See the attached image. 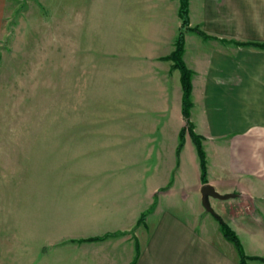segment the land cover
Masks as SVG:
<instances>
[{
  "label": "crops",
  "instance_id": "crops-1",
  "mask_svg": "<svg viewBox=\"0 0 264 264\" xmlns=\"http://www.w3.org/2000/svg\"><path fill=\"white\" fill-rule=\"evenodd\" d=\"M146 1L154 15L152 10L161 0ZM162 2L176 7L178 15L179 0ZM256 3L264 0H189L190 26L200 27L212 38L185 33L184 60L194 71L191 119L203 136L207 156L213 158L208 182L222 194H238L220 205L227 211L230 207L235 215L240 210L248 213L252 206L256 211L264 201V50L234 44L264 42V34L242 25L245 20L255 27L244 14H248V4ZM14 4L15 0H0V35ZM177 23L179 33L180 18ZM168 37L170 50L165 54L153 50L146 63L144 86L155 80L162 93H154L156 87L147 85L145 93L153 91L157 97L147 94L144 98L152 115L137 119L139 131L131 130L136 133L133 147H121V136L111 133L127 129L104 126L93 132L106 133L105 141L100 140L101 134L98 144L91 140L92 144L76 145L82 148L77 159L83 177L78 184L73 181L74 155H65V164H60L63 169L55 167L58 149L66 152L73 147L67 140L34 143L38 150L33 156H43L49 167L42 173L45 184L36 173L32 180V172H19L20 167L7 174L11 185H0V264H239L237 251L235 256L233 247L216 235V226L210 223L213 229L203 228L205 208L198 201L186 214L180 206L160 201L181 191V185L187 198L201 196L202 202L203 185L189 134L177 154L186 121L180 71L162 59L174 49L176 38ZM151 42L153 46L161 43L157 34ZM143 141L149 143L150 152ZM25 177L32 182L25 184ZM143 183L148 187L145 190ZM155 200V208L139 224ZM228 219L240 234V224Z\"/></svg>",
  "mask_w": 264,
  "mask_h": 264
},
{
  "label": "rangeland",
  "instance_id": "rangeland-1",
  "mask_svg": "<svg viewBox=\"0 0 264 264\" xmlns=\"http://www.w3.org/2000/svg\"><path fill=\"white\" fill-rule=\"evenodd\" d=\"M146 2L15 0V4L11 5L9 17L4 20L3 34L0 35L2 187L12 182L7 174L17 172L18 167L19 172H32V180L36 173L42 184L46 183L47 178L42 173L49 170L47 162L43 156H33L38 150L33 147L34 143L40 140H67L73 143V147L66 152V149L59 148L54 156L55 167L61 170L63 167L60 169V164H65V155H74V184L81 182L83 177L81 161L77 159L82 148L76 145L92 144L91 140L98 144L101 134V141L107 139L106 133L93 130L104 129V126L109 129L117 125L121 129H127L126 132H111L121 136V147L129 149L135 145L133 136L136 133L131 130L139 131L137 119L147 117V113L152 115L145 96L162 93L160 83L155 80L146 83L156 87L154 93H145L147 85L144 86L143 79L147 80L146 63L150 61L153 50L160 54L170 50V45H166L168 36H178L176 25L179 18L176 7L165 5L161 0L152 10L154 15H150L151 7L147 10ZM247 6L250 9L244 16L249 17L250 23L251 20L254 21L255 27L245 20L242 25L245 29L264 34V3ZM152 34L158 35L157 43L161 42L160 45L153 46ZM159 68L161 72L162 66ZM139 74L142 75L138 76ZM172 83L173 78L171 89ZM154 97L156 98L157 94H154ZM196 118L201 119L198 116ZM160 119L162 120L161 116ZM137 133L146 135L145 132ZM143 142L150 152L149 143ZM6 145L14 147L6 148ZM140 147L137 150H140ZM153 156L155 159L156 154ZM212 159L207 156V178ZM31 168L34 170H30ZM30 180V177L23 179L25 184ZM142 188L145 190L148 187L143 183ZM179 189L181 191L160 198L161 204L178 205L183 214L194 210L193 203L197 204V201L204 208L201 196H198V199L193 196L187 198L188 195L182 190L183 186L180 185ZM143 199H146V196H143ZM226 201L211 197L214 213L204 209L203 228L213 229L209 224H214L218 231L216 235L233 247L236 256L235 247L221 233L217 219V216H220L236 232L247 254H259L264 257V201L258 204L256 211L252 206L248 213L240 210L236 215L231 212L230 207L228 211L221 208L220 205ZM246 216L249 217L248 221ZM228 218L240 224V234ZM249 264L264 262L251 260Z\"/></svg>",
  "mask_w": 264,
  "mask_h": 264
},
{
  "label": "trees",
  "instance_id": "trees-1",
  "mask_svg": "<svg viewBox=\"0 0 264 264\" xmlns=\"http://www.w3.org/2000/svg\"><path fill=\"white\" fill-rule=\"evenodd\" d=\"M179 18L181 19V27L174 42V50L162 57L164 60H169L172 62L171 69H178L181 74V87H182V114L186 121L185 127H183L179 134V144L177 147V154L178 156L181 153L186 141V135L189 134L198 154L200 167H201V180L202 183L205 184L208 182L207 178V153L204 148L203 144V136L198 134L195 131V125L191 119V111L194 105L192 92H193V75L194 71L188 67L184 60V53H185V33L186 31H193L195 33L200 34L203 38H212L208 36L205 32H203L200 27H191L189 22V0H179V10H178ZM236 45L240 46H249V47H256L260 49H264V42H235ZM188 132V133H187ZM156 200L154 204L145 212L142 213L139 224L144 222L146 216L149 212H151L155 208ZM219 227L223 236L233 244L235 247L238 256H239V264H249L251 260H259L264 262V257L256 256V255H249L245 252L241 240L238 238L236 232L231 228L229 224H227L223 219L218 216ZM98 239V238H94Z\"/></svg>",
  "mask_w": 264,
  "mask_h": 264
},
{
  "label": "water",
  "instance_id": "water-1",
  "mask_svg": "<svg viewBox=\"0 0 264 264\" xmlns=\"http://www.w3.org/2000/svg\"><path fill=\"white\" fill-rule=\"evenodd\" d=\"M201 195H202V204H203L204 208L210 213H214V210L211 206V201H210L211 197L217 198L220 200H228L231 198H236L238 196L237 193L222 194V193L218 192L216 190V188L209 182L202 185Z\"/></svg>",
  "mask_w": 264,
  "mask_h": 264
}]
</instances>
